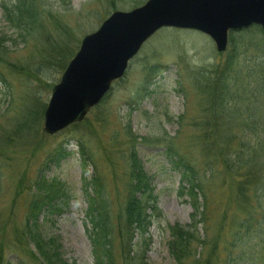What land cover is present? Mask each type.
I'll return each instance as SVG.
<instances>
[{
	"label": "rangeland",
	"instance_id": "rangeland-1",
	"mask_svg": "<svg viewBox=\"0 0 264 264\" xmlns=\"http://www.w3.org/2000/svg\"><path fill=\"white\" fill-rule=\"evenodd\" d=\"M147 1L28 0L36 14L22 26L0 9V264H39L27 228L34 201L52 197L61 211L38 212L37 225L67 264L96 262L92 209L113 225L115 264H264L261 28L232 33L224 52L198 31L164 28L85 120L45 131L68 54L112 13ZM178 160L197 175L192 197ZM134 197L151 224L133 234L125 217ZM178 226L193 238L172 249Z\"/></svg>",
	"mask_w": 264,
	"mask_h": 264
},
{
	"label": "water",
	"instance_id": "water-1",
	"mask_svg": "<svg viewBox=\"0 0 264 264\" xmlns=\"http://www.w3.org/2000/svg\"><path fill=\"white\" fill-rule=\"evenodd\" d=\"M253 25L264 31V0H149L129 13H113L82 41L55 87L45 130L55 134L84 120L125 75L142 45L163 27L198 30L226 51L231 31Z\"/></svg>",
	"mask_w": 264,
	"mask_h": 264
},
{
	"label": "trees",
	"instance_id": "trees-1",
	"mask_svg": "<svg viewBox=\"0 0 264 264\" xmlns=\"http://www.w3.org/2000/svg\"><path fill=\"white\" fill-rule=\"evenodd\" d=\"M32 6L33 8H31V5L29 4L28 0H18L17 4L12 5V6H10L6 1H2L0 3V9H2L3 15L8 19V22H10L11 24L19 25V26H22V23H24V21L28 19V16L33 17V14H36L34 13L36 9L34 8L33 4ZM1 42L2 41L0 40V51H1ZM63 50L64 49L60 50L59 55H62L64 53ZM234 54H235V50L233 51L232 55ZM68 55L72 57L75 56L73 55V53H69ZM224 65L225 67L221 75L222 76L221 79H224L225 74H230L231 71H234L233 68L235 66V56H233V58H231V60H229V62H227ZM221 84L223 86V82H221ZM68 156H69V153L63 150L57 156L56 161H59V159L63 157H68ZM178 161L180 164L176 168L177 170L180 171V179H182L181 181L184 184L189 185V188L191 189V193H189V196L192 197V195L193 196L195 195L194 191H196L195 188L193 187V184L197 182V179H198L197 175L194 172V170L186 166V164H184L182 160H178ZM186 185H182L181 183L180 190L182 189L185 191ZM143 189H144V186H142V183L140 182L136 186V190L138 191V190H143ZM49 192L50 193L57 192V190H52ZM54 200L55 198L52 197L51 202H49L48 204H46V202H43L41 199L40 201H37V202L34 201V211L32 212V216H31L32 224H30L27 228L28 229L27 237H28V240L31 242V244L34 245V248H35L34 256L36 257V260L39 261V264H67L61 259V255L59 254V251H58L59 249H58V245L56 241L53 240V242H50L49 240H46L45 238H43L40 232V228L37 225L38 212H41L42 210L52 211L53 209H57L56 211L58 212L61 211L62 206L58 207L54 203ZM153 207L155 206H152V208ZM142 211L144 214L142 213ZM126 214L127 215L125 217L126 219L125 224H127L128 229H130V231H132L133 234L134 232L140 231V229L144 227L145 225L149 227L151 224L150 223L151 220L145 216V209L143 207V203L140 200L138 201L135 197L129 200L128 209H127ZM86 215L89 217L90 223L92 226V229L90 230V233H89V237H90L91 245L93 248L92 254L96 260L95 264H115V259L110 254V250H108L109 245L112 240V237H111V225L112 224L111 225L109 224V218H107V216L104 214L101 215L95 209L90 210ZM171 232L173 233L172 235L173 248L172 249H175V244H174L175 242H180L182 246L186 245L187 240L192 239L193 233H194V232L193 233L190 232L189 230L185 228H180L179 226L173 227ZM129 255L130 253L127 256L129 257ZM127 261H128L127 263L129 264V261L131 260H127ZM19 264H24V263H19Z\"/></svg>",
	"mask_w": 264,
	"mask_h": 264
}]
</instances>
